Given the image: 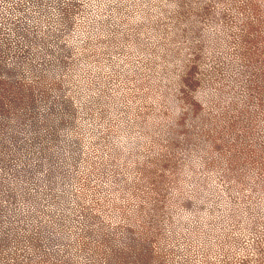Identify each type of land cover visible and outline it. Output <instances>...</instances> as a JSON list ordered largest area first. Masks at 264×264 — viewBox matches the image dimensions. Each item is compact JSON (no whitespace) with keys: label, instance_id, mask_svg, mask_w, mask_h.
I'll use <instances>...</instances> for the list:
<instances>
[{"label":"rangeland","instance_id":"1","mask_svg":"<svg viewBox=\"0 0 264 264\" xmlns=\"http://www.w3.org/2000/svg\"><path fill=\"white\" fill-rule=\"evenodd\" d=\"M0 264H264V0H0Z\"/></svg>","mask_w":264,"mask_h":264}]
</instances>
